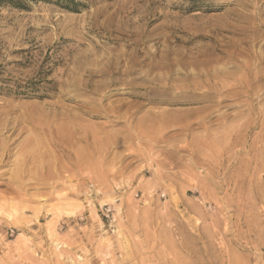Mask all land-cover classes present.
I'll use <instances>...</instances> for the list:
<instances>
[{
  "label": "rangeland",
  "instance_id": "obj_1",
  "mask_svg": "<svg viewBox=\"0 0 264 264\" xmlns=\"http://www.w3.org/2000/svg\"><path fill=\"white\" fill-rule=\"evenodd\" d=\"M0 0V264H264V0Z\"/></svg>",
  "mask_w": 264,
  "mask_h": 264
},
{
  "label": "trees",
  "instance_id": "obj_2",
  "mask_svg": "<svg viewBox=\"0 0 264 264\" xmlns=\"http://www.w3.org/2000/svg\"><path fill=\"white\" fill-rule=\"evenodd\" d=\"M36 1H47V0H36ZM71 1H72L71 4H68L66 8L72 11H76L78 9V3L75 2V0H71Z\"/></svg>",
  "mask_w": 264,
  "mask_h": 264
}]
</instances>
